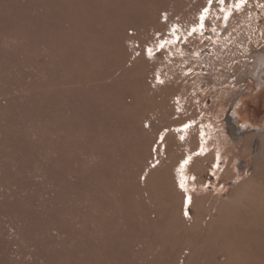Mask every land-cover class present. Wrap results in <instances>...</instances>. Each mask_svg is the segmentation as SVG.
Returning a JSON list of instances; mask_svg holds the SVG:
<instances>
[{"label": "rangeland", "instance_id": "rangeland-1", "mask_svg": "<svg viewBox=\"0 0 264 264\" xmlns=\"http://www.w3.org/2000/svg\"><path fill=\"white\" fill-rule=\"evenodd\" d=\"M252 50L264 0H0V264H264Z\"/></svg>", "mask_w": 264, "mask_h": 264}, {"label": "bare ground", "instance_id": "bare-ground-1", "mask_svg": "<svg viewBox=\"0 0 264 264\" xmlns=\"http://www.w3.org/2000/svg\"><path fill=\"white\" fill-rule=\"evenodd\" d=\"M253 58L257 59L256 61V68H255V75L257 80V90L254 93V88L250 96L246 98H241L238 100V105L235 107V102L230 111H232L233 115L238 118L236 128L231 126V129L235 134H245L250 133L256 129L257 131L262 130L264 128V53H257L252 50ZM244 75L242 78H244ZM250 76V75H249ZM263 76V77H262ZM260 81V82H259ZM235 107V108H234ZM245 124L246 127L250 128L249 130H240L238 126L240 124ZM231 124V123H230Z\"/></svg>", "mask_w": 264, "mask_h": 264}, {"label": "water", "instance_id": "water-1", "mask_svg": "<svg viewBox=\"0 0 264 264\" xmlns=\"http://www.w3.org/2000/svg\"><path fill=\"white\" fill-rule=\"evenodd\" d=\"M263 76H264V74H263ZM262 76V77H263ZM264 78V77H263ZM257 80H258V78L256 79H253L252 81L254 82V93L257 91V90H259L258 88H257ZM256 81V82H255ZM260 82V81H259ZM237 105H238V102L235 104V107H237ZM234 107V108H235ZM228 120L230 121V125L232 126V127H234V128H236V126H237V120H238V118L237 117H235L234 115H233V113H232V111H230L229 113H228ZM238 128L240 129V130H246V129H250V128H248V127H246L245 126V124H240L239 126H238ZM253 131H257L256 129H252Z\"/></svg>", "mask_w": 264, "mask_h": 264}, {"label": "snow or ice", "instance_id": "snow-or-ice-1", "mask_svg": "<svg viewBox=\"0 0 264 264\" xmlns=\"http://www.w3.org/2000/svg\"><path fill=\"white\" fill-rule=\"evenodd\" d=\"M221 2H223V0H221ZM241 2H242V0H241ZM240 6V4L238 3L237 5H236V7H239ZM204 19V17L203 16H201V20H203ZM193 31H195V29H193ZM188 161L187 160H185V162L184 163H187Z\"/></svg>", "mask_w": 264, "mask_h": 264}]
</instances>
